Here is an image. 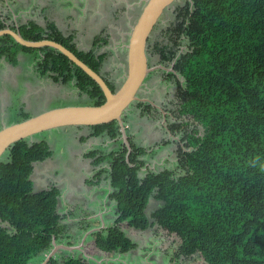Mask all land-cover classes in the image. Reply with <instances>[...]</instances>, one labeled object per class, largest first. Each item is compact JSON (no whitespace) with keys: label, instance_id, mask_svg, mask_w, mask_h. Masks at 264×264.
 Wrapping results in <instances>:
<instances>
[{"label":"trees","instance_id":"trees-1","mask_svg":"<svg viewBox=\"0 0 264 264\" xmlns=\"http://www.w3.org/2000/svg\"><path fill=\"white\" fill-rule=\"evenodd\" d=\"M182 13L172 37L176 41L183 34L187 50L175 57L172 39L157 47L160 62L175 61L173 68L183 79L175 111L176 120H181L170 128L173 134L180 132L185 142L177 167L144 169L140 158L144 148L128 138V154L124 144L117 151L84 153L94 167L86 182L106 180L116 220L139 230L156 223L178 237L184 255L211 254L226 264H264V0H186ZM11 29H18L28 40L61 43L115 90L100 72L107 58V53L96 52L101 38L82 51L73 35H64L53 22L42 26L30 20ZM5 37L0 57L9 63H16L20 49L39 52L36 70L40 75L54 82L72 81L93 105L104 102L99 85L61 52L26 47L10 35ZM87 127L91 129L88 136L116 139L121 135L116 120ZM3 155L0 264H30L51 250L53 237L57 241L64 232L58 211L60 189L51 185L34 191L31 179L34 164L48 159L51 150L45 140L25 138ZM152 197L160 201L151 214L153 222L146 212ZM100 234L95 238L100 249L129 250L127 244L122 247ZM48 264L96 263L69 254L61 261L53 256Z\"/></svg>","mask_w":264,"mask_h":264},{"label":"rangeland","instance_id":"rangeland-1","mask_svg":"<svg viewBox=\"0 0 264 264\" xmlns=\"http://www.w3.org/2000/svg\"><path fill=\"white\" fill-rule=\"evenodd\" d=\"M21 1L23 3V0ZM144 3L145 0H118L115 6L117 14L112 21L114 24L112 23L109 56L100 71L115 89L120 86L126 74L127 51L124 42L127 44L130 26L135 22ZM185 3L186 0H176L163 12L146 46L148 65L150 67L161 65L164 68L156 67L147 74L138 96L148 99L154 105L160 106L162 110H157L153 105L147 108V102L139 101L130 104L122 114L127 137L136 147H142L145 150V154L140 155V158L144 160L146 170L176 168L177 155L180 153V148H184L185 142L181 141L182 134L180 132L173 134L170 131L174 122L181 120V118L176 120L175 111L179 101L178 89L183 85V79L177 73L169 72L168 67L173 60L168 65L160 62L161 54L157 47L168 41H174L172 37L175 34L174 28L182 19ZM123 32L126 33L125 40L122 42L120 33ZM177 32H179L178 28ZM4 39L7 41V37ZM122 43L124 48L118 46ZM173 48L176 50L175 57L187 50L183 34L173 42ZM33 78V74L27 72L24 62L21 72L17 75L18 84L10 85L8 97H2L4 95L1 89L3 84L0 83L2 93L0 104L3 103V106H0V129L19 122L26 116L36 115L42 110L67 105L91 104L85 94L59 92L60 94L54 96L49 92V101L45 104L40 101H31L29 105L20 106L18 100L26 91L24 89L26 83L32 81ZM67 87L69 86L64 88L67 89ZM77 128L78 126L52 128L26 138L30 142L45 140L51 150V156L48 159L42 163H36L37 169H34L31 175L33 185L38 186V189H44L49 185L65 189V195L60 203L69 204L61 223L64 232L57 239L56 244L69 246L68 243H71V245L55 253L54 258L57 261H61L66 255L73 254L96 264H226V261H218L211 254L206 256L199 253L184 255L179 247L178 237L156 223L145 230H139L128 226L125 221L116 220L114 204L104 199L101 189L88 192V189L82 185L81 179L84 176L87 177V165L82 161H91L89 158H83L88 150L99 149L104 153L117 151L122 148L123 144L125 145V141L122 135L116 139L108 136L96 139L87 137L83 140L81 138L85 136H82L78 139ZM79 131L88 133L83 128H79ZM1 158L5 159V155ZM93 172L94 167L87 179L91 178ZM85 184L88 187L95 185L88 184L86 180ZM159 206L160 201L152 197L146 208L151 222L154 221L151 214ZM113 228L116 229L112 232ZM97 233L111 238L113 242H118L122 247L127 244L129 250L121 252L100 249L95 245ZM49 251L32 259L30 264L42 262Z\"/></svg>","mask_w":264,"mask_h":264},{"label":"crops","instance_id":"crops-1","mask_svg":"<svg viewBox=\"0 0 264 264\" xmlns=\"http://www.w3.org/2000/svg\"><path fill=\"white\" fill-rule=\"evenodd\" d=\"M117 1L23 0L22 3L21 0H0V25H2L3 28H17L20 24L26 23L30 20L35 21L36 23L42 26H45L47 22H53L64 35H73V39L78 50L88 51L92 48L94 39L96 37L101 38L100 45L97 47L96 52L107 53L108 58V52L110 49L109 43L111 42L112 23L114 24V22L112 21L114 18H116L115 14H117L115 7ZM125 28L126 27L124 26V29ZM125 33L126 32L120 33V40H122V42L123 40H125ZM6 42L7 41L4 39V37L0 36V44H4ZM125 44L126 43L124 42V46ZM118 46L120 48H124L123 43ZM115 47L116 46H114V48ZM119 55H121L120 52ZM39 58V52L26 51L22 49L16 52L15 64H11L4 57H0V83L3 84L1 89H3L4 94L2 95V93L0 92V96H7L9 94L8 89L10 88V85L13 84L16 86L18 84L17 75L21 72L22 63L24 62L26 63L27 72L33 74L34 78L32 79V81L26 83V86L24 88L26 91L21 94L22 98H19L18 100L20 106H24L25 104L29 105L31 101H40L45 104L49 101V92L53 93L54 96H56L59 92L63 94H70L71 92L79 94L78 89L74 86L72 81H69L67 83L54 82L50 78V76L40 75L36 70ZM107 58L105 59L104 63L107 61ZM65 86L69 87L65 89ZM0 106L2 107L3 103H1ZM79 128L87 130L88 133L79 131ZM77 131L78 139L82 136H88L91 133V129L87 126H78ZM100 137H105V135L88 136V138L93 139ZM88 161H82L87 165V177L84 176L81 179L82 185H84L88 189V192H94L101 189V191L103 192L104 199H106V201L109 200V185L106 180L103 179L102 183L99 182L95 184L94 187H88L85 184V180L88 178V175L91 173V171H93V166L90 164L91 161ZM34 169H37L36 163L34 164ZM68 184H70L69 181ZM33 186L37 188L35 189L33 187L34 191L41 190L38 189L39 187H36L35 184ZM59 189L61 191V194L58 202V211L63 219V215H66L65 210L67 207L69 208V204L64 202L62 203V205L60 203L61 198L65 195V189ZM62 219L60 221L61 223Z\"/></svg>","mask_w":264,"mask_h":264},{"label":"water","instance_id":"water-1","mask_svg":"<svg viewBox=\"0 0 264 264\" xmlns=\"http://www.w3.org/2000/svg\"><path fill=\"white\" fill-rule=\"evenodd\" d=\"M176 0H145V3L131 26L126 46V74L120 86L111 90L105 79L86 63L79 59L71 50L52 39L28 40L18 29L9 27L0 28V36L10 35L17 43L26 47H50L64 54L71 62L80 67L101 88L105 100L100 105H70L46 109L36 115L27 117L19 122L4 126L0 129V158L15 142L25 139L33 134L52 128L65 126H93L117 121L121 135L127 147V154L131 146L126 134V127L122 120L124 110L135 100L137 92L143 84L147 74L156 67H150L146 54V46L150 34L163 12ZM38 264H48L55 253L69 246L56 244Z\"/></svg>","mask_w":264,"mask_h":264},{"label":"flooded vegetation","instance_id":"flooded-vegetation-1","mask_svg":"<svg viewBox=\"0 0 264 264\" xmlns=\"http://www.w3.org/2000/svg\"><path fill=\"white\" fill-rule=\"evenodd\" d=\"M153 31V30H152ZM147 59H148V57H147ZM174 63H175V61H172V63H170V67H168V68H170V70H169V72L171 71V73H177L175 70H174V68H173V66H174ZM178 74V73H177ZM176 75V74H175ZM179 75V74H178ZM145 79H146V77H145ZM145 79H144V81H145ZM144 86V82H143V84L140 86V88H139V90H138V92H137V96H138V93H139V91H140V89L142 88ZM138 100H135L134 102H139V101H145V102H147V104H151V105H153V106H155V108L158 110H162L161 108H160V106H158V105H154L152 102H150L148 99H145V98H141V97H139L138 96ZM133 103V102H132ZM131 103V104H132ZM147 108H149V107H147ZM167 113V112H166ZM163 119H164V117H163Z\"/></svg>","mask_w":264,"mask_h":264}]
</instances>
